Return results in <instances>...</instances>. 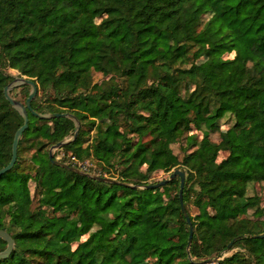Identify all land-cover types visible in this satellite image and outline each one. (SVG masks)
<instances>
[{"label": "trees", "instance_id": "trees-1", "mask_svg": "<svg viewBox=\"0 0 264 264\" xmlns=\"http://www.w3.org/2000/svg\"><path fill=\"white\" fill-rule=\"evenodd\" d=\"M8 68L37 84L34 111L80 121L62 148L76 162L64 163L92 158L98 176L131 186L53 165L49 148L75 123L29 111L0 177V229L15 242L0 264H207L235 248L219 264H264V206L248 198L264 186V0H0V170L24 124L4 96ZM144 167L186 173L185 207L196 194L199 210L190 248L180 179L136 188L151 185Z\"/></svg>", "mask_w": 264, "mask_h": 264}, {"label": "water", "instance_id": "water-1", "mask_svg": "<svg viewBox=\"0 0 264 264\" xmlns=\"http://www.w3.org/2000/svg\"><path fill=\"white\" fill-rule=\"evenodd\" d=\"M22 86H28L31 88L30 94H29L25 103H22V102L18 101L17 99H15L11 93L13 90L20 88ZM38 93H39V88H38L37 84L34 81H32L31 79H28L26 77H21V76H15L13 81L8 86H6L4 89V96H5L6 100L21 115V117L24 121V124L17 130V132L15 134L13 147H12L11 161L9 162V164L6 167H4L3 169L0 170V177L7 174L8 172H10L17 163L19 144H20V141L23 137V134L25 133V131L29 127L28 112L30 111L34 116H36L40 119L52 120V119H57V118H66V119L72 120L75 123L74 136L70 139H65V140L59 142L58 144L54 145L53 147H51V149L49 151V158H50V161L53 165L64 168L66 170H69V171H72L75 173L82 174L84 176L90 177V178L95 179V180H99V181H103V182H107V183H112V184L131 186L129 184L118 182L114 179L102 178L98 175L92 174L90 172H87V171L80 169V168H77L75 166H71L70 164L64 163V162L56 159L55 158V151L62 149L64 146H66L70 142L75 141L76 138L78 137V135L80 133V129H81L80 121L78 120V118L76 116L69 114V113H54V114H39V113H37L32 108V102L38 96ZM177 178L180 179L181 209H182V212L185 216V219H186V221L190 227V237H189V248H190V246L192 244L194 228L192 225L190 215L188 214L187 209L185 207L184 197H183V192H184V187H185V182H186V173L182 170H175L170 175V177L168 179L163 180L159 183L147 185L144 187H140V186H135V187L139 188V189H148V190L149 189H158V188L166 186L168 183L174 181ZM0 238L4 242L7 243V248L3 252H0V260L7 259L12 254V252L15 248V242H14L13 238L11 237V235L2 229H0ZM255 238H264V234L257 235V236H255ZM230 246H232V244H230Z\"/></svg>", "mask_w": 264, "mask_h": 264}, {"label": "rangeland", "instance_id": "rangeland-1", "mask_svg": "<svg viewBox=\"0 0 264 264\" xmlns=\"http://www.w3.org/2000/svg\"><path fill=\"white\" fill-rule=\"evenodd\" d=\"M234 57V53H231L228 55V58H233ZM198 64L204 66V72H208V66L207 64V60L206 59H202L198 62ZM6 73L9 75H12L13 77L15 76H20V73L18 71L12 70V69H7ZM110 79V76L108 75H102V74H98L95 73L94 74V82L96 83H101L105 80ZM29 88V91H31V88ZM12 96L17 99L18 101L25 103L26 102V98H25V92L23 91V89L17 88L15 90H13L12 92ZM222 129L226 130L229 127V124H226L225 122L222 123ZM99 126V124H96L95 126L91 127L90 126H86L84 127V129L89 132V136H86L84 139V147H89L92 146L96 139H97V127ZM192 135L193 132L192 131H188L187 135ZM186 136L184 138H182L181 140H179L175 145L172 146V149L174 151V153L179 157L180 160H183L185 155L188 153L189 150H191V147H188L187 145V139ZM212 140L215 142H219L220 141V132L219 133H215L211 136ZM51 148H49L50 151ZM226 156V154H222L219 158V161H221L224 157ZM55 157L56 159L60 160L63 162L64 159H66L67 161L71 162H76V160H73V155L71 153H67L66 151L60 149L55 151ZM80 167L81 169L90 172L92 174L98 175L101 173V166L97 163V161H95L92 158L86 159L84 162H80ZM182 170V169H180ZM174 171H172L171 173H165L162 171H148L146 167H144L142 169V178L146 179V183L147 184H156L159 183L163 180H166L170 177V175L173 173ZM100 176V175H99ZM31 189L33 192V195L35 193V185L32 184L31 185ZM188 205H187V212L188 214H190L192 217H197L199 215V210L197 208V206H195L194 202L196 200V194H190L188 195ZM248 198L251 201H255L261 204V206H264V186L262 184H254L251 185L248 189ZM35 203H37V200H35ZM35 206H37L35 204ZM253 214V213H251ZM77 247L76 244L73 245V248L75 249ZM240 250L238 248L232 249L230 251H225L223 252L221 257H217L215 259H213L212 261L208 262L207 264H219L220 261L224 260L225 258H229L232 257L234 254H236L237 252H239Z\"/></svg>", "mask_w": 264, "mask_h": 264}, {"label": "built area", "instance_id": "built-area-1", "mask_svg": "<svg viewBox=\"0 0 264 264\" xmlns=\"http://www.w3.org/2000/svg\"><path fill=\"white\" fill-rule=\"evenodd\" d=\"M73 160H75V158H73Z\"/></svg>", "mask_w": 264, "mask_h": 264}]
</instances>
